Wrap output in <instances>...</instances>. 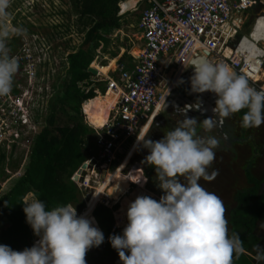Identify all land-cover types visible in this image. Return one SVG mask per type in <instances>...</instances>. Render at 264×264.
<instances>
[{
    "label": "clouds",
    "instance_id": "9594fccd",
    "mask_svg": "<svg viewBox=\"0 0 264 264\" xmlns=\"http://www.w3.org/2000/svg\"><path fill=\"white\" fill-rule=\"evenodd\" d=\"M11 4L12 0H0V97L10 94L19 70L8 41L24 33L6 23ZM187 68L192 69L191 92L216 96L213 115L198 120L185 112L179 126L161 139L154 141L147 133L136 138L137 145L147 150L144 162L154 168L163 195L159 200L137 196L128 205L122 234L108 237L121 264H234V258L246 252L240 234H229L223 201L200 180L214 176L208 169L220 146L213 133L221 121L246 109L243 128L264 124V90L225 63L200 57ZM198 124L203 126L200 133ZM30 197L22 210L39 239L22 251L0 244V264H86L87 252L105 240L95 219L78 215L72 204L46 210L36 193ZM254 258L264 264V247L256 245Z\"/></svg>",
    "mask_w": 264,
    "mask_h": 264
},
{
    "label": "built area",
    "instance_id": "2783aa9c",
    "mask_svg": "<svg viewBox=\"0 0 264 264\" xmlns=\"http://www.w3.org/2000/svg\"><path fill=\"white\" fill-rule=\"evenodd\" d=\"M139 1L146 4L138 22L144 44L138 48L137 55L131 52L129 64L120 63L113 75H105L104 78L106 91H113L116 101L104 125L97 128V162L102 168H110L116 160L121 139L124 136V140L130 137L136 139L157 109L163 88L170 85L169 78H163L160 71L163 56L173 54L175 66L182 71L178 78L189 62L199 57L213 63H225L254 84L259 82L256 76L262 70L264 50L259 43L264 42V36L253 39L259 24L251 29L249 35L245 34L237 40L235 37L241 30L246 14L255 5H264V0ZM261 11L264 13L263 9ZM235 16H240V23H235ZM224 25L234 27V33L223 36ZM245 38H248L245 43L249 41V45L240 47ZM251 45L255 48L252 49ZM8 46L10 55L18 60L19 70L10 94L0 97V159L3 156L9 158L13 147L26 144L31 137L30 144L33 145L35 136L45 125L50 97L55 94L54 86L64 72L60 66L52 71L45 67L50 62V52L43 36L27 35L21 37L16 45L8 43ZM227 48L233 52L227 55ZM57 72L59 74L55 75ZM162 80L165 83L159 89ZM163 104L152 123L160 114ZM32 133L35 135L30 136ZM6 152L9 156L4 155ZM14 156H17L16 153ZM108 201L103 197L100 204H107Z\"/></svg>",
    "mask_w": 264,
    "mask_h": 264
},
{
    "label": "rangeland",
    "instance_id": "374dc122",
    "mask_svg": "<svg viewBox=\"0 0 264 264\" xmlns=\"http://www.w3.org/2000/svg\"><path fill=\"white\" fill-rule=\"evenodd\" d=\"M78 1L79 0H12V4L8 9L9 16L6 23L10 27L24 29V33L20 36H12L9 39L8 43H17L20 41L21 37H26L27 35L32 34L34 36L39 35L40 37H45L50 52V62L45 67L52 71L54 68L60 66V69L63 71L64 68L62 67V63L64 61L65 66L66 55L72 50H74L76 47H78L80 43H82L85 33L92 25L91 17H89L88 15H81V7ZM145 6V3L142 4L139 1L138 3L136 2L134 7L128 9L124 13H121V8L118 4V15H120L121 17L120 26L113 29L109 34L110 47L107 50L108 52H106L105 54H98V56H96L91 63V65L96 70L101 73H104V76H94V79L96 81L95 87H106V81H103L102 77H106L105 75H113L116 72V68L120 63L129 64L131 60V56L129 53H131L133 49H135V51L137 52V48L141 47L144 44L145 39L139 31L138 22L140 21L141 13ZM262 9L264 10V5H255V7L251 11H249V13L246 14V18L244 19L241 30L238 32L237 36L235 37V40L239 39L245 34L249 35L251 33V29L254 28V26L257 24L259 25L256 31H254L253 33V39H257L259 36H264V13H262ZM235 18H237V16H235ZM227 28L228 31H226L229 34L234 33V27L228 25ZM247 39L248 38H245L244 41H242L240 47H244L247 44L249 45V41L245 43ZM254 45L257 46L256 43H254ZM259 45L261 46V43H259ZM254 48L255 47L253 46V49ZM55 59L57 62L55 61ZM57 74H59V72H57L55 75ZM191 75L192 69L187 68L186 72L184 74H181L179 77H182L180 81L187 85L189 89V80ZM109 91H107V93ZM105 92L106 91H104L103 93L99 92L100 96H97L96 99H94L90 103H87L84 106L83 112L87 113L88 119H99V115L101 114L94 113L101 109V98L107 94H104ZM194 94L195 98L200 100L199 104L197 103V107L194 106L192 100L188 99L190 101L187 102L185 98L182 97V95H178L172 92L168 97L169 100L164 103V106L166 104L167 106H172L174 109H176V114L180 115L172 119L170 111L162 113L152 123L151 130L148 134V136H150L149 138L154 141L159 140L168 131H171L175 127L179 126L180 122L178 121L179 119L182 120L184 118L183 113L185 112L187 116L189 114V117L191 113L197 112L199 116H197L196 118L198 120H202L207 116H212L213 113L211 109L215 106L216 96L213 93L208 92L207 98L204 99L199 93ZM52 100L53 97L51 96L49 103ZM184 102L186 105L182 104ZM246 111V109L241 110L240 115L238 112L226 119L227 123L237 125L236 127L238 134L243 128L241 126V121L242 116ZM93 114L95 117H93ZM96 123L98 124L99 122ZM202 127V124L196 125L198 133L202 131ZM98 131L99 130L96 129V133L94 134L95 138L87 143V146L89 147L91 152V155L89 156L90 160L85 164L82 171L77 174L75 179L79 193L77 196V200L73 202L72 205L76 207L77 213H82L81 215L94 218L92 217V211L94 207L97 206L96 201L97 198L101 195V192H108L112 197V201H108L110 205L108 207H112L115 204L119 206L120 200L123 196H126L127 194L131 193L136 188H140L141 186V189H144L143 191H145L146 195H149L152 198L159 200L158 198H160L163 193L160 189H155V187H157V184L155 182L156 177L154 168L147 165L144 161L140 162L141 155L148 154L147 150L142 149L141 147H138L136 149L131 159H129V161L127 162L123 171L121 169L123 173H129V171L133 168V164L137 163V165L139 166L138 169L141 171V175L137 179L133 178V181L130 182V185L126 186V188L123 189L121 192L116 193L114 191L112 183L113 179L118 175L117 169H120L122 167V160L124 162V157L127 156V153L129 151L132 152L131 146L134 144V141L136 139L130 137L127 140H124V136L121 139L120 146L117 147V155L115 157L116 160L111 163L110 168H102L101 164L97 162L99 151L95 144L96 136L99 133ZM34 135L35 133H32L30 136ZM247 135H250V128L245 129L244 136ZM32 138L33 137H31V139H27L26 144L22 143L13 147V152L10 156L9 153L6 152L4 155L9 156V158H4V156L1 157L0 196L11 191L12 188H14L21 182V179L23 178V173L29 161L28 157H30L31 154V149L33 145H31L30 143L32 142ZM255 145L256 144H254V146ZM252 151H254V147L251 146L250 142L247 141L245 142V144L238 143L236 146H234L233 150L230 149L216 152V158L211 167L208 169L210 175L214 174L213 178L207 181L203 179L200 180V184L203 187H205L208 191L218 195L223 201L224 206L226 208V217L228 220L229 234L231 232L230 212L236 206V193L240 190L247 189L250 187L251 183L248 181L246 173L248 172L255 175L257 171L252 163V159L254 157ZM15 153L17 155L16 157L14 156ZM258 171H260V169ZM104 180L106 182V186L102 187L101 183ZM262 181L263 183L260 182L258 194H261L264 191V177H262ZM26 188L27 187L24 188L25 191ZM24 190L23 192H25ZM113 201H115V203H113ZM82 203L84 204V208L78 212V210L80 209L79 207ZM87 203H89L88 206ZM100 203L102 202L99 201L98 204ZM85 208L86 210H84ZM116 210L113 212L114 226L116 227V230L122 232L125 226H122V224H119V222L117 221L115 215ZM6 223V217L1 215L0 227L4 226ZM253 233L255 234V236L258 237L256 245L264 247L263 220L257 221ZM105 243H107L106 238L99 247L90 249L87 252L85 258H98L100 257L102 251H106V255L111 254L112 250L110 248H107L106 245L104 246ZM256 245L253 246L251 250L246 253L248 256L255 257ZM253 260L254 264H257L255 258Z\"/></svg>",
    "mask_w": 264,
    "mask_h": 264
},
{
    "label": "trees",
    "instance_id": "16d2710c",
    "mask_svg": "<svg viewBox=\"0 0 264 264\" xmlns=\"http://www.w3.org/2000/svg\"><path fill=\"white\" fill-rule=\"evenodd\" d=\"M137 1H78L81 15L91 17L92 25L85 33L82 43L66 55L64 72L54 86L55 94L49 104L45 125L35 136L21 182L0 196V216L7 219V223L0 227V244L22 251L39 239L26 223L22 210L24 200L31 198L30 192L37 194L45 203L46 210L72 204L77 200L79 192L75 179L88 162L91 152L87 143L95 138L96 133V127L87 122L83 108L100 96L99 92L106 91V87H95L94 76H104V73L96 70L91 63L98 54L108 52L109 34L120 26L118 4L121 13H124L134 7ZM15 43L11 42L10 45ZM102 78L105 81V77ZM97 90L99 92L96 94ZM106 93L107 91L104 94ZM112 96L110 90L102 97L103 108L112 104ZM246 174L251 185L236 193L237 205L230 212L231 233L240 234L246 249L244 254L234 258V264H254V257L246 253L258 241L253 233L257 221H264V191L258 194L259 180L251 173ZM118 207L117 204L112 207L98 204L93 210L92 216L105 238L110 234H122L119 230H113V212ZM79 208L78 212L84 208V204ZM107 245L113 250L109 241Z\"/></svg>",
    "mask_w": 264,
    "mask_h": 264
},
{
    "label": "crops",
    "instance_id": "0c3cea01",
    "mask_svg": "<svg viewBox=\"0 0 264 264\" xmlns=\"http://www.w3.org/2000/svg\"><path fill=\"white\" fill-rule=\"evenodd\" d=\"M138 1H137V3H138ZM227 27H228V25H226V26L223 27V36H225V37H227L228 35H231V34H229L227 32L228 31L227 30L228 29ZM251 47L253 49V46H251ZM261 47L264 50V42L261 43ZM225 53L228 55V54L232 53V51H230L229 48H227L226 51H225ZM172 55H169V54L168 55H165V56L162 57V59H164V58L169 59L170 57H173ZM169 64L172 65V67L175 69V72L172 74V76L169 79L170 80V85L167 88L165 87L163 89V93H162V101L163 102H162V104L165 102L164 101L165 100L164 99V95H167L168 96V94H169L172 86L176 83V81L178 79L179 73L182 72V71H178L180 68L177 69V67L175 66L174 60H171ZM256 77H257L256 79L259 80V82L256 83V84L253 83L252 85L254 87H256L257 89L264 90V61L262 62V70L260 72V75H257ZM98 92H99V90L96 91V94ZM112 92L113 91H111V93ZM207 93L208 92H204V94H207ZM182 97H183V95H182ZM184 98H185L186 101H188L187 100L188 98H186V97H184ZM194 106L197 107V104L194 103ZM159 108L160 107H158L155 110V112L152 114L149 122L144 126V129L137 135V137L144 136L149 131V128H150L151 123H152L151 121L154 119V117L157 114ZM171 108L173 109L172 106H171ZM175 112H176V110H175ZM192 117H194L193 113H192ZM213 134L216 135L218 137L219 141H220V146L216 149V152L230 150V149L233 150L234 149V146L239 143V141H238L239 135L237 133V127H236V125L235 124H231V123H227L226 120L221 121V123L214 130V133ZM250 136H251V138L253 139L254 143L257 145V148H258L257 152H254L253 153L254 154V157L252 159L253 166L257 170L255 176L258 177V179L260 180V182L263 183L262 177H264V176H262V175H264V124H262L259 127L250 128ZM250 143H251V141H250ZM138 147H140V146L137 145V142L135 140L134 141V144L131 146V149H132V152L133 153L129 151L127 153V156L124 157V162L122 160V167L120 169H117L118 170V172H117L118 175L113 179L114 185L112 183V185L114 187V191L116 193L121 192L123 190V188H121L119 186L122 183H127V181L125 179L130 178L129 175H130V172L131 171L134 172V173H136L137 171H140L138 169L139 166L137 165V163H134L133 164V168L129 171V173H126L125 174V173L122 172L123 169L125 168L127 162L129 161V159H131L132 155L134 154V152L136 151V149ZM145 156H146L145 154H142L141 155L140 162H143L144 161ZM120 165H121V163H120ZM121 169H122V171H121ZM259 169H260V171H258ZM141 188H142V186L140 188H136V191L134 190L131 193H129L126 196H123L121 198L120 205H119L118 210L120 212H122V213L124 212L123 213L124 217H126L125 214H126V211H127V208H128L129 203L132 202V201H134L137 196H140V195H143V194L146 195L145 191H143L144 189L142 190ZM142 192H144V193H142ZM113 203H115V201H113ZM126 222H127L126 221V218H125V220L122 219L123 226H126Z\"/></svg>",
    "mask_w": 264,
    "mask_h": 264
},
{
    "label": "flooded vegetation",
    "instance_id": "af4514ba",
    "mask_svg": "<svg viewBox=\"0 0 264 264\" xmlns=\"http://www.w3.org/2000/svg\"><path fill=\"white\" fill-rule=\"evenodd\" d=\"M240 17V16H239ZM238 16H237V18H235V21H236V24H238V23H240V21H241V19L239 18ZM256 45L258 46V44L256 43ZM230 51H231V49H229ZM171 60H174V58L173 57H170L169 59H167V58H164V59H161V61H160V71L162 72V76H163V78L164 77H167V78H169L170 79V77L172 76V74L175 72V69L172 67V65L171 64H169L170 63V61ZM189 66V65H188ZM187 66V67H188ZM186 67V68H187ZM185 68V70L183 71V73L182 74H184L185 72H186V69ZM182 78V77H181ZM181 78H178V80L176 81V83L174 84V86H173V88L170 90V92H169V94H168V96L167 95H164V101L166 102L167 100H169V95L172 93V92H174V93H176V94H178V95H183V97H186V98H188V99H190V100H192V103L194 104H199V99H196L195 98V94L194 93H192L191 91H190V89H189V87L187 86V85H185L182 81H180L181 80ZM164 83H165V81H161L160 82V84H159V89H162L163 88V85H164ZM189 86H190V84H189ZM164 89V88H163ZM185 93V94H184ZM200 95H201V97L202 98H204V99H206L207 98V95L208 94H204V93H199ZM187 99V100H188ZM190 100H188V101H190ZM187 101V102H188ZM162 102L163 101H161V104H162ZM164 102V103H165ZM185 103V102H184ZM184 103H182V104H184ZM202 104V103H201ZM184 105H186V104H184ZM166 108V105L164 106V104H163V109L161 110V112H160V114L158 115V116H160L162 113H165V112H171V118L172 119H174L175 117H177L178 115H180V114H176L177 112H175V110L176 109H172L171 108V106L169 105V106H167V108ZM240 113H241V111L239 112V115H240ZM193 115H194V117H197V116H199L198 114H197V112H193ZM188 116H189V114H188ZM190 117H192V113H191V115H190ZM208 117V116H207ZM180 118H182V117H180ZM181 120L179 119V121L178 122H180ZM237 126V125H236ZM150 130H151V127H150V129H149V131L147 132V134H149V132H150ZM244 132H245V128H242L241 129V132L238 134L239 135V139H238V141H239V143H241V144H245V142H250L251 141V146H253L254 147V151H252L253 153L254 152H257V150H258V148H257V145H255L254 146V141H253V139L251 138V136L250 135H247V136H244ZM148 137H150V136H148ZM253 142V143H252ZM236 146V145H235ZM141 175V171H137L136 173H134V172H130V175H129V177L130 178H127V179H125L126 181H127V183H122V184H120V186L119 187H121V188H123V189H125L126 188V186H128V185H130V182H132L133 181V178H138L139 176ZM255 176V175H254ZM256 177V176H255ZM257 179H258V177H256ZM259 180V179H258ZM259 182H260V180H259ZM116 183V182H115ZM113 185H114V183H113ZM155 189L156 190H159V188L158 187H155ZM135 191H136V189H135ZM158 198V197H157ZM159 199V198H158ZM236 205H237V202H236ZM236 207V206H235ZM234 207V208H235ZM232 209V208H231ZM124 213V212H123ZM123 213L122 212H120L118 209L116 210V212H115V215H116V219H117V221L119 222V224H122V219L123 220H125V218L126 217H124V215H123ZM126 215V214H125ZM93 217V216H92ZM126 221H127V219H126ZM96 225H97V223H96ZM98 226V225H97ZM122 226H123V224H122ZM113 230H115V227H113ZM230 234H231V232H230ZM111 235V234H110ZM109 235V236H110ZM109 236H107L106 237V240H107V243H105L104 244V246L106 245V247L107 248H109L108 247V237ZM108 252V251H107ZM86 259V264H121V262H120V260H119V256H118V254H117V251L115 250V249H113L112 251H111V254H109V255H106V251H102V253H101V255H100V257H98V258H95V259H90V258H85Z\"/></svg>",
    "mask_w": 264,
    "mask_h": 264
},
{
    "label": "bare ground",
    "instance_id": "6f19581e",
    "mask_svg": "<svg viewBox=\"0 0 264 264\" xmlns=\"http://www.w3.org/2000/svg\"><path fill=\"white\" fill-rule=\"evenodd\" d=\"M137 49H138V48H137ZM138 52H139V51L136 52L135 49L133 50V54H134V55H137ZM232 52H233V51H232ZM129 54H130V56H131V53H129ZM257 81H259V80H257ZM112 95H113L112 98H111V100H112V104H111L109 107H106V108H102V107H101L102 110L100 109V110H98L96 113H94V114H97V113L101 114V115H99V119H98V120H95V119L93 118V117H95L94 114H93V117H92L94 120H90V119L87 118V122H90V124H91L92 126L96 127V129L99 128V127H102V126L104 125L105 121H106L107 118H108V114H109L110 109H111V108L113 107V105L115 104V101H116V94H115L114 92H112ZM161 101H162V96H161L160 100L157 102V108L160 107V105H161ZM84 114L87 115L86 112H84ZM87 117H88V115H87ZM96 122H99V123L97 124ZM101 185H102V187L106 186V182H105V180L101 183ZM103 197H106L107 200L112 201V197L110 196V194H109L108 192H101V195L97 198L96 205L99 203L100 199L103 198ZM105 205H109V203H107V204H105ZM84 210H86V208H85ZM84 210H83V211H84ZM83 211H82V212H83ZM77 214H78V215H81L82 213H77ZM114 227H115V226H114ZM115 228H116V227H115Z\"/></svg>",
    "mask_w": 264,
    "mask_h": 264
},
{
    "label": "water",
    "instance_id": "95a60500",
    "mask_svg": "<svg viewBox=\"0 0 264 264\" xmlns=\"http://www.w3.org/2000/svg\"><path fill=\"white\" fill-rule=\"evenodd\" d=\"M200 58V57H199ZM261 90V89H260Z\"/></svg>",
    "mask_w": 264,
    "mask_h": 264
}]
</instances>
